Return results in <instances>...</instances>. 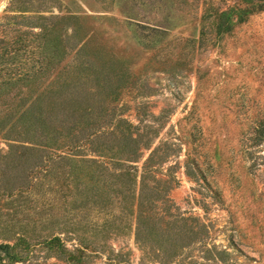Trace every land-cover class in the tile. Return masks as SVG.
<instances>
[{"label":"rangeland","instance_id":"obj_1","mask_svg":"<svg viewBox=\"0 0 264 264\" xmlns=\"http://www.w3.org/2000/svg\"><path fill=\"white\" fill-rule=\"evenodd\" d=\"M262 4L0 0V246L17 248L0 264H69L55 237L82 264H264ZM116 126L142 135L148 202L186 218L140 244L137 200L104 172L129 159Z\"/></svg>","mask_w":264,"mask_h":264},{"label":"trees","instance_id":"obj_2","mask_svg":"<svg viewBox=\"0 0 264 264\" xmlns=\"http://www.w3.org/2000/svg\"><path fill=\"white\" fill-rule=\"evenodd\" d=\"M259 10L261 11L264 10V4H262V6L259 7ZM3 44L4 43H2L0 46H2ZM118 125H120V123ZM120 127L121 126L115 127L117 129L116 138H120L121 142L123 143V147L127 149L129 159L125 161H120L119 169H115L113 172H109L111 170H104V172H108V174L111 175L110 177H113V180H116V183L119 182V183L126 184L128 186V189L131 190L132 197L135 200H137V206H134L132 210V214L136 215L135 216L136 217V220H135L136 240L140 244V242L143 241L144 243L146 241V238L149 239V237L153 235L152 224H154V222H156V224L160 223V221L164 219L165 215H168L169 217H174L176 220H179V221H183L186 218L184 216L174 215L173 212L170 211V209L168 208L160 209L158 208L156 203L154 204L153 202L152 203L148 202L150 201L151 195H156L154 193H158L159 195V190H163L161 189L162 186L158 182L159 186L149 187V185L147 184V181L149 179L148 177H150V175L152 174V169L146 166L145 168L140 170V168L135 165V163H137L138 160L140 159L139 157L137 158V160L131 161V158L136 157L138 153H140L141 151L138 141L134 140L133 136L136 135L137 137H142V135H140L138 132L137 133L134 132L136 130V128H134L133 131L127 129L128 130V136H127V134H125L124 131L119 130ZM114 136H115V133H114ZM91 144L92 143H90V145ZM80 147H86V145L76 146L75 148H72L70 150L68 149L69 151H71L72 154L68 152H67L68 154L66 155L53 153V154L45 156V159L42 160V164L37 166L41 170V174H44L45 172H49V170L51 169L50 167L52 166V163L56 165V164H60L61 162H67V161L74 162L75 160L74 157H76L77 155L73 154V152L75 150L80 149ZM25 150L37 151L34 148H25ZM157 152H158V149L154 150V152L150 155L148 160L149 161L152 160ZM101 157L103 158V156ZM82 162L96 164L99 167H101V164H102V163L98 164L100 162H98L95 159H90L88 161H82ZM100 170H102V168ZM58 173H59L58 177L62 175L61 171H59ZM91 180H93V178ZM57 189L58 190L64 189V187L61 186L60 182H59V186H57ZM160 197L161 196H157L156 202L166 203V200L169 201L167 194L165 195V198H166L165 200H163V198H160ZM51 242L53 245L50 248V251H55V253H59L61 249L62 253H64L65 255H68L67 261L69 264H82L81 260L83 259L80 257L81 256L80 254L84 256L83 255L85 254L83 253L84 250H82L81 248H76L75 251L67 250V248L62 245L61 240L58 237L52 238ZM16 249L17 248L14 249V247L10 245L0 246V250L4 254H6L8 257H11V258H12V253H14V250ZM78 254L80 256H78Z\"/></svg>","mask_w":264,"mask_h":264}]
</instances>
